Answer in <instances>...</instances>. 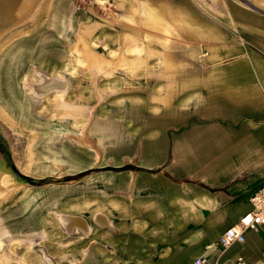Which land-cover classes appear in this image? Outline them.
<instances>
[{
  "label": "crops",
  "instance_id": "obj_1",
  "mask_svg": "<svg viewBox=\"0 0 264 264\" xmlns=\"http://www.w3.org/2000/svg\"><path fill=\"white\" fill-rule=\"evenodd\" d=\"M53 1L43 0L41 10L47 18ZM137 1L133 9L140 6L142 25L156 29L176 21L183 11L226 12V18L189 19L191 27L201 30L186 31V37L201 39L207 48L204 57H199L202 66L180 68L176 62L179 53L159 51L154 70L164 80L158 96L163 101L159 114L146 116L142 128L129 135L122 148L118 144L116 153L113 149L110 178H93L90 184L80 182L79 194L87 188L100 193L96 194L91 216L82 214L81 201L79 212L61 207L88 222L87 228L74 230L86 234L94 226L96 231L102 227L109 231L102 235L109 236V248L96 245L92 254L83 250L72 264H187L199 254L224 264H231L237 255L250 264H264V225L246 231L242 243L225 248L217 244L222 231L249 210V197L264 182V0H250L254 8L237 0H193L197 7L190 10L182 5L172 7L167 0ZM64 11V6L59 7L53 20L59 23ZM73 19L80 34L76 45L91 39L94 30L101 27L97 20L84 24L79 14ZM120 36L122 44L135 38L130 32ZM144 45V56L155 54L150 43ZM83 47L77 49L81 54ZM197 53H192L196 55L192 58H198ZM80 57L72 59L79 61ZM63 59L58 77L41 76L31 90L39 94L57 90L64 97L60 105L81 114L80 96L76 94L72 102L68 93L70 87L80 92L84 81L74 78L69 84L64 74L72 59ZM96 61L87 67L99 69ZM45 85H49L45 92L34 90ZM69 120L64 118L63 130ZM98 123L101 125L95 132L113 144L116 135L112 121ZM77 124H81V118ZM74 133L82 141L86 136L80 129ZM73 143V147L81 145ZM62 144L70 143L65 140ZM38 203L45 205L47 212L41 213L46 223L36 228L51 235L48 227L53 225L51 211L57 201L47 196ZM100 216L106 224L98 221ZM100 241L95 239L96 244ZM101 242L108 243L104 239ZM5 259L0 264H11L10 259L20 263L17 257Z\"/></svg>",
  "mask_w": 264,
  "mask_h": 264
},
{
  "label": "rangeland",
  "instance_id": "obj_2",
  "mask_svg": "<svg viewBox=\"0 0 264 264\" xmlns=\"http://www.w3.org/2000/svg\"><path fill=\"white\" fill-rule=\"evenodd\" d=\"M167 1L175 8L181 5L189 10L197 7L193 0ZM237 1L248 6L253 4L250 0ZM135 3L139 2L54 0L47 18V13L41 10L43 0H35L17 11L15 22H8L0 30V136L7 145L14 170L36 180V183L18 182L6 199L17 189L26 188L40 190L39 195L51 196L57 201L51 211L53 225L48 227L52 229L51 235L40 228L27 231L17 225V220L6 224L7 229L0 235L5 241L0 246V261L5 262L8 256L17 257L19 264H72L83 250L88 249L92 254L96 245L109 248V236H102L108 235V230L102 227L96 231L93 226V231L86 234L76 230L68 233L58 212L64 211L62 206L67 211L79 212L81 201L82 214L91 216L96 194L100 196V193H96V188H87L79 194L80 182L90 184L93 178H110L114 168L111 164L113 149L116 153L118 144L122 148L121 143H126L129 135L142 128L146 116L159 114L163 101L158 96L164 88V80L154 71L159 51L179 53L176 62L180 68L202 66L203 60L199 57H204L207 48L201 39L186 37V31L201 30L191 27L189 19L226 18V12L183 11L179 19L165 22L164 28L156 29L142 25L143 12L140 6L133 9ZM61 6L65 11L58 23L53 20V14ZM77 14L82 15L84 24L93 20L101 23L92 38L83 42L85 51L82 54L77 51L81 50L82 42L81 45L75 43L80 34L72 23ZM129 32L135 38L122 44L120 34ZM145 42L154 47L155 54L143 55ZM194 52H198L196 59L192 58L196 57ZM85 55L89 59L80 57ZM66 56L81 58L79 61L72 59L64 74L70 85L74 78L84 81L81 93L71 87L68 93L72 102L80 96L81 114L75 108H63L60 104L64 97L57 90L46 94L31 90L32 84L41 81V76L58 77ZM95 60L100 64L99 69L87 67ZM65 117L71 120L63 130ZM80 118L81 124H77ZM98 121H112L116 135L113 144L105 142L103 136L95 132L101 125ZM79 129L86 135L83 141L75 136L74 132ZM65 140L70 144L64 146ZM74 141L81 145L73 147ZM7 181L14 182L9 174ZM65 192V196L59 198ZM0 203L1 211L5 201L0 199ZM95 239L108 243L96 244ZM10 260L9 263L16 264L14 259Z\"/></svg>",
  "mask_w": 264,
  "mask_h": 264
},
{
  "label": "bare ground",
  "instance_id": "obj_3",
  "mask_svg": "<svg viewBox=\"0 0 264 264\" xmlns=\"http://www.w3.org/2000/svg\"><path fill=\"white\" fill-rule=\"evenodd\" d=\"M34 1L35 0H0V30L8 22H15L18 18L17 11L22 8L25 9ZM48 86L49 85H45L39 88L36 86L34 90L38 92H45L47 91ZM1 90L2 86H0V91ZM26 100L29 101L28 98H26ZM7 176L8 173L0 170V199H3L5 201V204L1 207L0 211V235L1 233L5 232V229H7L6 224L8 222H14L15 220L19 221L17 225L21 226L27 231H31L37 226L46 223V221L41 218V213L43 212L46 215L47 209L45 208V205H41L38 202L46 199L47 195L45 197L43 195H39L40 190L19 188L15 191V194L12 195V197L9 196L8 199H6V195L18 183L16 181H14L13 183H9L7 181ZM58 217L62 220L64 228L68 233L70 231L72 232L75 228L78 227H88V222L77 215L62 211L58 214ZM98 221L102 224L107 223V220L103 216H100L98 218ZM0 242H2L0 244V246H2L5 242L4 238L0 237ZM14 243L17 244L16 242ZM86 264H88V262Z\"/></svg>",
  "mask_w": 264,
  "mask_h": 264
},
{
  "label": "built area",
  "instance_id": "obj_4",
  "mask_svg": "<svg viewBox=\"0 0 264 264\" xmlns=\"http://www.w3.org/2000/svg\"><path fill=\"white\" fill-rule=\"evenodd\" d=\"M250 208L244 212L237 222L227 226L217 239V244L222 247H228L235 242H243L245 233L249 229H256L264 225V182L249 197ZM187 264H224L218 260H210L206 255H196ZM231 264H250L242 255H237Z\"/></svg>",
  "mask_w": 264,
  "mask_h": 264
},
{
  "label": "water",
  "instance_id": "obj_5",
  "mask_svg": "<svg viewBox=\"0 0 264 264\" xmlns=\"http://www.w3.org/2000/svg\"><path fill=\"white\" fill-rule=\"evenodd\" d=\"M0 170L8 173L14 181L17 182H28V183H36V180L32 177H29L28 180H23L19 177L18 173L16 171H13L11 169L5 168L2 163L0 162Z\"/></svg>",
  "mask_w": 264,
  "mask_h": 264
},
{
  "label": "trees",
  "instance_id": "obj_6",
  "mask_svg": "<svg viewBox=\"0 0 264 264\" xmlns=\"http://www.w3.org/2000/svg\"><path fill=\"white\" fill-rule=\"evenodd\" d=\"M0 143H1L2 147L4 148V151H5L6 156H7V158H8V166H6L5 168L8 169V168L10 167L11 170L15 171V170H14V167H13V164H12V162H11V160H10V156H9V151H8L7 145H6L4 139H3L1 136H0ZM18 175H19V174H18ZM19 177H20L21 179L28 180V178H27L26 176L19 175Z\"/></svg>",
  "mask_w": 264,
  "mask_h": 264
},
{
  "label": "flooded vegetation",
  "instance_id": "obj_7",
  "mask_svg": "<svg viewBox=\"0 0 264 264\" xmlns=\"http://www.w3.org/2000/svg\"><path fill=\"white\" fill-rule=\"evenodd\" d=\"M0 161L2 162V164H6V166H8V158L1 143H0ZM8 169H10V167Z\"/></svg>",
  "mask_w": 264,
  "mask_h": 264
}]
</instances>
